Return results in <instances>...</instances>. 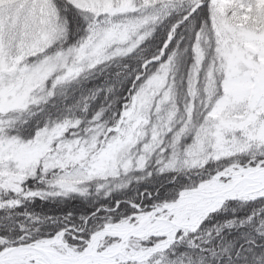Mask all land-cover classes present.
<instances>
[{
	"label": "snow or ice",
	"instance_id": "snow-or-ice-1",
	"mask_svg": "<svg viewBox=\"0 0 264 264\" xmlns=\"http://www.w3.org/2000/svg\"><path fill=\"white\" fill-rule=\"evenodd\" d=\"M0 264H264V0H0Z\"/></svg>",
	"mask_w": 264,
	"mask_h": 264
}]
</instances>
